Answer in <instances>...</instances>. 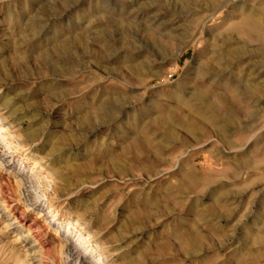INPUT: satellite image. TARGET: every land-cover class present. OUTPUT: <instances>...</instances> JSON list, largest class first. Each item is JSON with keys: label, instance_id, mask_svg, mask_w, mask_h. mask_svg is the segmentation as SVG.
I'll return each instance as SVG.
<instances>
[{"label": "rangeland", "instance_id": "1", "mask_svg": "<svg viewBox=\"0 0 264 264\" xmlns=\"http://www.w3.org/2000/svg\"><path fill=\"white\" fill-rule=\"evenodd\" d=\"M200 2L0 0V107L8 106L16 129L35 133L28 157L15 155L40 177L19 184L0 166V202L13 192L24 200L38 194L56 198L54 213L72 226L84 214L81 233L102 239L109 256L104 259L114 264H264V97L240 104V126L219 122L225 137L239 143L235 148H226L214 133L186 132L176 116L181 103L193 101L205 57L221 49L263 50L240 53L230 66L222 55L220 72L210 74L218 80L214 87L227 93L225 85L236 84L241 94L250 74L264 92V63L258 62L264 43L229 28L252 7L264 14V0H228L210 17ZM105 14L130 20L128 33L98 38ZM118 94L122 101L92 113ZM122 103L123 112L114 113ZM85 112L93 123L82 128ZM162 118L178 129L175 139L158 130ZM2 134L0 157L15 151L11 137ZM36 160H43L40 167ZM189 178L198 179L192 189L185 185ZM215 189L227 196L217 199ZM22 205L16 215L28 221L46 207L24 212ZM208 205L222 208V215ZM192 222L202 230L205 248L162 258L159 241H175L173 234ZM12 233H0V264L30 262L21 244L7 245ZM60 235L46 225L40 229L42 264H82L61 255Z\"/></svg>", "mask_w": 264, "mask_h": 264}, {"label": "bare ground", "instance_id": "2", "mask_svg": "<svg viewBox=\"0 0 264 264\" xmlns=\"http://www.w3.org/2000/svg\"><path fill=\"white\" fill-rule=\"evenodd\" d=\"M227 3L228 0H201L200 8H202V10L206 12H210V14H208V16L210 17L214 16L219 8L227 7ZM257 10H259L257 9V7H252L251 11L241 13L240 19L237 22L229 24V28L232 32L235 31L237 33H242L243 36H246L247 39L259 41V43H264V14L259 13L260 11L257 12ZM105 15L106 16H103L102 19L103 28L95 32V35L98 38L117 35L120 32L128 33L132 24L129 22L130 20H126L124 17H118V19H115L113 17L107 16V14ZM224 19L225 21H229L231 19V15L227 14ZM89 30V32H91V29ZM85 37H87L86 34ZM261 50H263L261 47H256L255 49L250 50L246 46L241 49L238 48L237 50H230L225 48L215 53L214 57L206 56L205 60L203 61V67L199 68L197 71V82H199L198 90H196L192 96L193 101H197L199 107H196L197 103H194L192 100H189V102L187 103H181L182 101L180 102L181 112H179L176 116L184 123L183 125H181V128L192 135L199 134L201 135V137L210 133H214L220 138V141L225 145L226 148L237 147L239 143H234L230 139H227L225 137L224 134L227 132V130L225 128H221L219 126V122L224 121L234 126H240L241 121L239 119L244 115L240 104L242 102L245 103L250 100H261L264 97V92L260 91V89H257L258 87H260V84L258 82L254 84L251 79H248V77L251 76L250 74H248L245 83L243 84V93L238 94L236 92V84L225 85L226 91L228 92L222 93L218 91L216 89L217 87H214L213 85L218 81L217 78L210 76V74L215 73V75H218V73L220 72L222 55L226 57L225 65L230 66V64L234 62L235 56L240 55V53H258ZM97 54L99 60L103 61V59H105L103 49L98 50ZM258 62L264 63V59ZM242 94L244 95V97L242 96ZM122 99H124V96H119V94L112 95L107 100L103 101V103L96 105L92 113H97V111H100L101 109H107L108 105L113 106V103L122 101ZM123 108H125L124 103H122V105H119V108H117V112L114 113L121 112ZM6 109H8V106L0 107V136L4 138L5 135L2 133H7L12 140V143H10L9 145H13L15 147V151L8 149L3 154V156H5L0 157V166L8 172L15 174L17 176L16 181L19 184H23L34 177L35 179L39 180L40 177H37L38 175L33 171V169H28V167H26V165L24 164V161L18 159L15 155L16 153L21 152L26 157H28L30 153H26L25 151L27 149V145L36 140V137L34 136L35 133L26 134L16 129L15 127L18 122L15 119H12L8 114H6ZM100 117L101 115L99 114L95 117V119L99 120L98 124L100 120H102ZM92 123L93 118L91 117V114L87 112H85L82 118L79 120V124L82 128L91 126ZM156 123V125H158V130L160 132H163L166 138L175 139V135L178 129L174 127L173 121L171 122L169 118H162L157 119ZM199 138L198 142L200 141ZM38 163H43V160L34 161V165L40 167V165L42 164L37 165ZM45 170L52 176L56 174L49 167V165H45ZM185 176H187V174ZM196 181H198L197 178H189L188 184L185 185L187 186V188L192 189V184ZM53 190L56 191L55 188ZM215 193H217V199H220L223 196H227V192L220 191V189H215ZM16 195L17 194L14 192L11 195L7 194L5 196L6 199H4L3 201L1 200L2 202H0V208L4 206L3 211L2 209H0V217L3 220V226L0 228V233H4L7 231L13 232L11 237L14 238H10L11 240L9 239V242L6 243L8 246L12 247V249H14V244H21L22 249H24L23 251H25V255L32 256L31 261L26 264H42L37 254L39 252V248L41 247L40 229H44L45 225L49 229H53L57 234H60L61 231L62 235L60 236L62 241L60 243V253L62 256H64L67 262L74 259L76 262L82 264H114V261H105L104 259L105 257L108 259L109 256L108 252L102 250L104 247V242L102 241V239L93 240L94 236H92L91 234L87 233V235L84 236L81 233V231L85 229L86 225L84 214H77L72 226L71 222H64L58 216V214L54 213V206L59 201L56 198L47 197V194H38L33 199L26 198L24 200L21 192L19 198L16 197ZM12 198L18 201V203H16L17 205L15 203L9 204V201H11ZM5 203L8 204L7 207L5 206L7 205ZM19 203H23L22 206L24 208L21 211L24 212L34 211L42 206L46 207L38 212L37 218L28 221L23 216V214H21V212L19 215H16V210L18 209ZM206 209L213 210L218 215H222L223 213L222 208H217L214 205H208ZM50 216H52V218L49 221H45L49 219ZM195 224V222H192L190 223V227H183L178 229L174 234L172 233L175 241H170L168 239H161L159 241V245L161 247L160 255L162 256V258L173 256L179 257L182 254L184 255L185 253L189 254L191 251L189 252L188 248L191 250H199L205 248V236L202 234V230L200 231ZM172 234L170 236H172ZM174 244L177 246L176 250L174 249ZM206 248L211 249L212 245L208 244ZM170 250L175 251L174 253H172L170 252ZM98 251L100 252V256L94 257V253Z\"/></svg>", "mask_w": 264, "mask_h": 264}]
</instances>
